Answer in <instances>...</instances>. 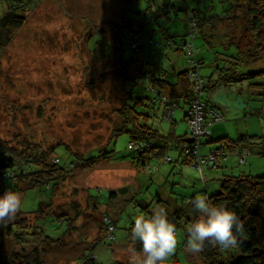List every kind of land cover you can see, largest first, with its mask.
Returning a JSON list of instances; mask_svg holds the SVG:
<instances>
[{
    "label": "rangeland",
    "instance_id": "obj_1",
    "mask_svg": "<svg viewBox=\"0 0 264 264\" xmlns=\"http://www.w3.org/2000/svg\"><path fill=\"white\" fill-rule=\"evenodd\" d=\"M229 6L223 0H0V14L14 8L24 20L7 47L0 41V144L8 147L17 161L33 157L51 164L60 156L67 163L71 154L77 156L75 167L57 175L58 184L52 188L51 196L45 188L29 189L31 185L24 179L17 183L21 191L14 192L20 194L25 213L18 211L13 218L0 223V264H34L35 248L40 252V264H84L86 255L99 264L128 262L133 249L142 251L136 249L127 232L139 213L150 216L152 209L159 206L166 209L168 216L175 209L178 215L183 212L186 215L190 201L197 194L207 197L215 194L224 176L264 174V156L257 149L248 156V163L238 164L232 158L218 169L200 172L181 162L175 141L168 143L174 147L164 154L173 161L161 164L162 157L157 156L144 159L145 164L137 162L136 154L128 149V132L120 134L111 145L128 89L142 98L138 111L152 113L150 70L154 74L166 70L168 80L175 82L177 72L190 67L183 52L166 50L168 39L181 43L186 34L187 14L195 11L201 18L212 15L219 20L223 15H231L227 11ZM130 24L131 30L143 35L149 44L134 52L123 41L122 58H139L147 73L137 78L136 83L126 85L124 73L132 77L140 70L130 64L126 66L112 46L118 36L128 33L124 31L130 29ZM240 26L218 23L220 33L213 37L209 31L206 34L207 27L199 28L202 32L198 31L193 43L203 59L204 76L214 78L215 67L226 64L229 58L225 55L232 54L226 49L224 34L238 33ZM250 69H264L263 58ZM262 81L263 77L258 75L252 79L255 83ZM219 89L224 87L205 92L203 98L210 93L215 96ZM240 94L243 102L238 110L236 97L224 94L215 97L234 108L225 113L223 121L212 124L214 139L216 130L225 127H229L232 139L238 138V132L264 137V95L255 96L248 91ZM246 104L249 107L242 109ZM257 109L261 114H257ZM153 112L147 120L161 134L187 133L180 111L175 112L174 121L163 118L161 105ZM256 142L259 144L261 140L255 139ZM215 145L203 144L201 153L206 154ZM110 147L114 150L110 159L103 158L93 166L82 165L87 155L105 156ZM7 190L10 189L0 187V196ZM96 192L98 197H93ZM41 201L40 212H33L39 209ZM44 216L53 217L42 219ZM106 216L117 223L113 242L106 241V234L110 233L102 224ZM185 222H189L188 217L177 226L176 251L181 262L187 264V258L190 264H207L209 261L206 262L202 252L192 255L181 248L186 238ZM16 224L34 229L38 226L44 233L26 232L20 240L14 234ZM46 233L51 237H46Z\"/></svg>",
    "mask_w": 264,
    "mask_h": 264
},
{
    "label": "trees",
    "instance_id": "obj_2",
    "mask_svg": "<svg viewBox=\"0 0 264 264\" xmlns=\"http://www.w3.org/2000/svg\"><path fill=\"white\" fill-rule=\"evenodd\" d=\"M16 2H21L24 0H13ZM27 1V0H25ZM230 3L227 11L231 12V15L222 16L219 20L212 15L208 17L201 18L194 11L193 13L187 14L185 19L186 34L184 35L181 43H176L174 40H167L166 50L173 49L175 52H183L187 56V62L189 63L188 68L180 69L177 72V78L175 82L168 80L167 75L168 71L160 70L158 74H154L153 70H150L151 73V84L148 87V90L151 94L149 98L150 103L153 106V110L157 105L163 107V118L165 120H173L174 114L182 106L181 103L187 105L185 110V121L187 123V133L178 135L175 133H168L167 135L161 134L156 128L151 126L148 122L152 113H141L138 111V106L142 103V98L134 96L133 90L128 91V99L120 110V124L117 125L114 129V137L111 142V145L120 134L128 132L130 134V140L128 143L129 151L135 153L134 159L137 162H142L145 164L144 159H149L151 156L162 157L161 163H171L173 159L169 156L164 155L166 151L174 146H169L168 143L175 141V144L180 149V158L183 164L191 165L197 168L200 172H204L205 169H218L222 163H228L234 158L238 164L248 163V156L255 154V150H259L258 154L264 156V137L258 135H247L242 134L237 139H232L229 136H224L220 138H213L211 131V126L213 123V117L210 114L211 110H215L222 114L225 119V114L218 108L212 99L207 96L206 99L203 98L204 93L212 90L216 86L222 84L224 86H232L237 83H242L245 81L252 82V79L255 76H262V82H252L251 86L257 93L256 95H264V69L261 70H252L250 67H253L257 61L264 60V0H223ZM131 2V1H130ZM14 8L9 9L5 14H0V41L3 47H7L13 40L15 34L23 26L24 20L22 17H19L14 11ZM168 8L166 13H168ZM129 22L131 20L126 16ZM196 19V26L192 27L190 25V20ZM220 20L222 22H220ZM240 22V23H237ZM218 23H227L235 27L236 24L240 26L238 33L228 32L224 34L226 38L224 39V44L227 46L226 49L236 48L235 51H229L232 55L226 54L229 59L225 60L226 64L222 67L217 66L214 69L216 72L215 79L210 77L207 78L201 72V67L203 64V59L198 56L197 48L193 43L194 38L196 37L199 28L207 27V33L210 32V36H214L217 33H220V30L216 28ZM229 23V24H228ZM243 27V30L242 28ZM195 29L192 31V29ZM124 32H130V34H122L118 36L116 42L112 46L117 54V56L124 62L131 66H135L136 70H140V73L137 76H129L127 73H124V79L126 85L128 83L135 81L139 77L145 76L146 69L145 64L137 59H124L120 54L123 50V41L125 40L129 48L138 52L148 43V40L144 38L137 31L130 29ZM140 37V38H139ZM142 40V43L134 47V43L137 40ZM192 43L196 49V54L192 57L189 53L187 45ZM117 47V48H115ZM250 69V70H249ZM199 70V75L205 83V87L198 97L200 101L205 104V122L209 123L208 129L211 132L210 136H204L200 138V144L195 148L196 141L192 143L186 142L187 138L192 137V131L188 123L189 111L194 105L195 98L198 94L195 92V86L197 80L192 78V71ZM127 89V86H126ZM184 108V107H182ZM172 111L171 115H168V111ZM259 112L260 110L257 109ZM260 113V112H259ZM174 121V120H173ZM255 139H260L261 142L254 143ZM130 143L134 144V148L130 147ZM216 144L213 147H209L206 154L201 153V146L203 144ZM64 146V145H58ZM253 146L255 148H253ZM57 147L52 150L56 152ZM66 147V146H65ZM67 149V147H66ZM255 149V150H254ZM216 150H220L221 153L216 155L213 164H209L208 160L211 155L214 154ZM69 152V150L67 149ZM196 151H198L196 153ZM114 152L111 147L105 152V156H96V154L87 155L82 160L83 166H93L98 161L103 158L110 159L112 153ZM70 153V152H69ZM71 154V153H70ZM164 155V156H163ZM102 157V158H101ZM77 156L71 154L69 162H64L62 158L55 157L53 163L49 164L46 160H38L33 157L15 159L11 150L8 147H4L0 144V187L4 189H10L12 191H21L19 190L17 183L26 180L30 183L29 189H38L45 188L48 190L49 195L51 196L52 188L58 184V174L63 173L66 169L75 167L77 161ZM158 169V165L154 167V170ZM153 170V169H152ZM150 171V169H149ZM153 172V171H151ZM24 179V180H23ZM27 189V190H29ZM98 192L92 193L93 197H98ZM114 194V193H113ZM47 196V195H46ZM111 194L109 193V197ZM212 204L220 206H226L229 210L236 213L240 221L244 224V233L240 237L242 241L237 247L231 249H221L218 246H211L205 244V248L202 251L203 256L209 261L207 264H264V174H241L239 176L226 175L221 180L220 189L213 195L208 197ZM42 201L40 202V207L37 211L40 212ZM182 209V207H178ZM186 209V208H185ZM175 209L173 215L168 216L170 222L176 225V234L177 242H179V232L177 230L178 225H182V221L185 217L189 219V225L197 219L199 214L192 205L188 209V214L181 213L178 215V212ZM20 212L25 213L21 209ZM189 216H191L189 218ZM53 217V216H49ZM45 217L42 219H48ZM64 221H60L62 223ZM66 222V221H65ZM188 223H184V233L186 238L181 242V248L186 249V240H187V227ZM67 224V223H66ZM102 224L105 226L107 233L106 241L113 242L116 238L115 231L117 229V223L115 224L109 219L108 216L102 221ZM112 227L111 231H108ZM131 229L127 231L131 235ZM15 236L22 240V236L28 232L31 235H39L44 233L43 229L36 226V228H31L30 226H21L16 224L13 226ZM66 230V229H65ZM47 234V233H46ZM46 237H51L46 235ZM105 242V241H104ZM136 249L142 250V244L139 241L135 242ZM186 258V257H185ZM33 259L34 264H40V252L38 248L33 250ZM187 264H190L186 258ZM84 264H99L96 259L86 255V258L83 259ZM13 264V262L11 263ZM26 264V263H25ZM30 264V263H29ZM111 264H128V262L116 261ZM166 264H183L178 256L177 251L175 255L170 257Z\"/></svg>",
    "mask_w": 264,
    "mask_h": 264
},
{
    "label": "clouds",
    "instance_id": "obj_3",
    "mask_svg": "<svg viewBox=\"0 0 264 264\" xmlns=\"http://www.w3.org/2000/svg\"><path fill=\"white\" fill-rule=\"evenodd\" d=\"M190 203L200 215L186 229L188 253L198 255L206 242L221 249L235 248L242 242L244 224L235 212L226 206L212 204L203 194H197ZM20 204L21 197L17 192L7 190L0 196V223L13 218ZM131 239L142 244V251L138 253L133 249L128 264H166L176 252V225L169 221L166 209L157 206L150 216L144 213L135 216Z\"/></svg>",
    "mask_w": 264,
    "mask_h": 264
},
{
    "label": "built area",
    "instance_id": "obj_4",
    "mask_svg": "<svg viewBox=\"0 0 264 264\" xmlns=\"http://www.w3.org/2000/svg\"><path fill=\"white\" fill-rule=\"evenodd\" d=\"M196 22H197L196 19H192V20H190V25L192 27H194V26H196ZM194 30L195 29L193 28L192 31H194ZM141 43H142L141 39L139 41L137 40V42L134 43L133 46L136 47V49H137L138 48L137 45H139ZM186 49L188 50V53L192 57H194V55L196 54V49L194 48V45L192 43H189L187 45ZM191 76H192V78L197 80V84L195 86V92L198 94V96H197V98H195L194 105L188 113V115H189L188 123H189L191 131H192V137L194 138V141H196L195 148H197L200 144V138L204 137V136H210L211 132L208 129L209 123L205 122V120H204L205 104L202 101H200L198 98L201 95V93L205 87V83L199 75V70L192 71ZM171 112L172 111L169 110L167 114L171 115ZM210 114L212 115V117H213L212 121H214V122H220V121L224 120V116L215 110H211ZM206 124H208V125H206ZM133 146H134V144L130 143V147L134 148ZM197 152L198 151H196V153ZM220 153H221L220 150H216L214 152V154L209 157L208 163L213 164L214 159H215V154L218 155Z\"/></svg>",
    "mask_w": 264,
    "mask_h": 264
},
{
    "label": "crops",
    "instance_id": "obj_5",
    "mask_svg": "<svg viewBox=\"0 0 264 264\" xmlns=\"http://www.w3.org/2000/svg\"><path fill=\"white\" fill-rule=\"evenodd\" d=\"M207 30L208 29H206V34H207ZM230 51H231V49H230ZM170 52H171V49H170ZM173 52H175V51H173ZM174 66H176V67H178V65H177V63L175 62V64H174ZM216 77V75L214 76V78ZM251 83L252 82H248V81H245V82H242V83H237L236 85H232V86H230V88H229V86H224V85H222V84H220V85H218V86H216L215 88L217 89V88H220V87H224V89H219L218 91L216 90V95L214 96V94L213 93H210V95H209V97L212 99V102H214V104H216L217 106H218V108H220V110L222 111V112H224V114L225 113H227L228 111H229V109L230 108H234V107H230V105L229 104H226L225 102L223 103V102H220V101H218V100H215L216 98V96H218V95H222V94H224L225 96H227V95H230V96H234V97H236V99L238 100V103L237 104H235V105H237V110H238V107H241V103L243 102V100H241L240 98H241V94L240 93H242V92H244V91H248L250 94H253V95H255L256 96V92H255V90L252 88V86H251ZM210 91H214L213 89L212 90H210ZM238 94L240 95V96H238ZM230 103H233V100H231V102ZM181 106L182 107H184V108H180L179 110H177V111H180L181 113H182V116H181V119H182V121L186 124V126H187V123H186V121H185V110H186V107H187V105L186 104H184L183 102L181 103ZM247 107H249V105L248 104H246V106L244 107V108H242V109H245V108H247ZM241 109V108H240ZM257 111V110H256ZM239 112V111H238ZM260 112V114H261V111H259ZM259 112L257 113V114H259ZM231 118V116H230V114H229V119ZM227 124L228 123H226V126H227ZM217 131V133L215 134V137L216 138H220V137H224V136H231V132H230V130H229V127L227 128V127H225L224 128V130H216ZM238 133H240L239 135H238V137L240 136V135H242L241 134V132H238ZM245 134H247V135H249V132H245ZM217 135V136H216ZM234 159V158H233Z\"/></svg>",
    "mask_w": 264,
    "mask_h": 264
},
{
    "label": "water",
    "instance_id": "obj_6",
    "mask_svg": "<svg viewBox=\"0 0 264 264\" xmlns=\"http://www.w3.org/2000/svg\"><path fill=\"white\" fill-rule=\"evenodd\" d=\"M194 141V138L193 137H190V138H187L186 139V142H188V143H192Z\"/></svg>",
    "mask_w": 264,
    "mask_h": 264
}]
</instances>
